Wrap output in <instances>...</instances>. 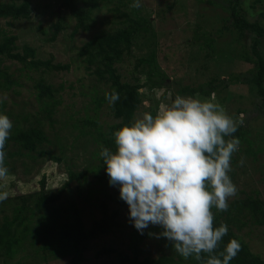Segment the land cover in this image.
<instances>
[{
  "label": "trees",
  "instance_id": "16d2710c",
  "mask_svg": "<svg viewBox=\"0 0 264 264\" xmlns=\"http://www.w3.org/2000/svg\"><path fill=\"white\" fill-rule=\"evenodd\" d=\"M58 1L60 7L69 11L70 16L76 20L74 35L79 31L89 32L93 27V13L104 7L109 6L117 18L123 19L119 22L118 27L109 32L103 31L95 35L80 48L78 53L83 63L86 64L87 71L96 76L99 82L109 85L108 92L102 93L96 89V95L93 97L94 113L108 105L113 117L119 122L110 126L109 132L105 133L101 127L96 128L97 121L87 115L84 119L76 120L75 127L80 130L83 136H93L104 147L115 151L114 133L136 119L137 113L143 107L144 100L147 99L143 90L151 91L171 87L168 75L158 63L155 50H152L147 56L137 59L135 67L137 71L142 68L140 74L144 76L143 79L132 76L126 80L118 67L132 56L136 41L152 33V20L143 16L138 8L131 6L134 0ZM199 1L208 4L214 3L213 0ZM241 2L242 0H227L231 22L230 26H225L221 31L235 28L240 31L241 38L246 42L250 39L248 46L242 42L238 57L254 65L252 74L246 77L233 75L228 80L214 79L197 87L184 86L180 89V94L192 97H211L217 91L227 88L228 85L248 84L250 90L260 98L259 111L264 113L262 110L264 107V55L260 47L261 39L264 37V27L261 25V21L264 20V12L257 20L250 21L241 14ZM35 11L37 10L33 8L32 0L0 2V91L13 90L15 97L20 94L16 87L22 85V79L27 78L34 81L36 100L39 104V111L31 116L30 113L19 114L12 110L6 113L7 102L0 101V112L14 118L11 135L6 142L7 158L5 163L7 167L11 166L10 159L16 157L35 159V155H39L55 162L62 161L61 157L48 149L49 146H53V139L45 126V120L49 121L50 126L55 124L54 114L61 103L58 96L62 86L55 87L53 84L47 83L42 75L52 71H68L70 66L61 63L54 64L53 58L49 60L37 58L38 53L34 46L25 44L20 47L19 36L1 26L2 20H8L9 26H14L19 21H30L34 14H37ZM65 22L66 17L58 13L57 20L49 29L39 25L37 31L42 35H48L49 42H55L59 34L66 29ZM195 38L203 41L207 46L204 58H212L216 53V41L213 35L196 33ZM14 65L16 68L12 69ZM35 74H41V76L37 79ZM113 90L119 93L120 98L114 105H110L105 94L111 93ZM175 97L176 95H173L174 99ZM159 106L160 101L153 104L151 108L153 115L157 113ZM243 111L238 109V113H244ZM87 126L92 129L86 130ZM248 136V130L243 124L234 133V137L239 138L240 144L245 143L248 146L246 153L255 155L252 140ZM54 140L58 147L62 148L59 138ZM237 160L238 157L233 155L231 162L237 164ZM100 161L101 165L98 168L81 172L71 171L68 182L56 193L46 192V178H44L41 181L39 192L16 197V204L12 206L11 218L5 216L2 221L0 220V264H7L8 260H13L12 258L20 251L26 249L28 243L33 246L40 245L37 252L39 251L38 255L43 254L41 256L46 264H48L49 256L56 257L61 252L70 255V264H84L87 261L85 254L93 242L115 235L116 231L121 229L123 225L121 209L128 205L119 198V189L110 191L109 186L106 189H93L94 195L91 194V198L97 193L103 194L105 198L100 200L98 205L100 216L94 218L88 228L83 222L82 211L77 209L75 204L72 203L65 209L66 216L64 217L60 215L59 209L54 210L53 208L57 202L61 201L73 181H87L92 174L96 178L95 183L103 181L109 183L106 165L102 158ZM87 202L90 203V200ZM228 204L229 208L225 212L212 209L215 214L214 227H219L221 223L228 225V233L223 237L220 250L231 239H237L242 248L230 264H264V258L254 253L241 235L247 228L264 227V200L261 198L260 192L258 190L253 192L240 190L237 197L229 201ZM112 206H116V208ZM158 228L160 229V227ZM153 231L154 229H149L141 235L133 226L129 232V238L126 240L128 242L125 250L117 251L113 247L104 245L96 253V257H110L112 253H118L120 259L118 264H201L200 261L192 257L185 260L163 237L158 240L159 249L157 252L155 251V256L152 252L145 250L147 240L152 237L149 236V232L153 233ZM16 264L24 263L19 261Z\"/></svg>",
  "mask_w": 264,
  "mask_h": 264
},
{
  "label": "rangeland",
  "instance_id": "374dc122",
  "mask_svg": "<svg viewBox=\"0 0 264 264\" xmlns=\"http://www.w3.org/2000/svg\"><path fill=\"white\" fill-rule=\"evenodd\" d=\"M10 1L12 0H0L2 3ZM16 1L21 2L22 0ZM32 1L33 8L37 10L35 11L37 14H34L32 20L19 21L14 26H9L8 20H2L1 26L19 36L20 47L25 44L34 46L37 49V58L42 60L53 58L54 64L61 63L70 66L68 71H52L42 75L47 83L53 84L55 87L62 86L58 96L61 103L54 114L55 124L50 126L49 121L45 120L46 130L53 139V146H49L48 149L61 157L62 161L55 162L39 155H35V159L11 158L8 179L6 182H0L5 184V187L0 190L9 192L8 199L0 202L1 221L5 216L11 218L12 206L16 204V197L39 192L41 181L44 178H46V192L53 194L68 182L71 171L81 172L98 168L101 165L102 144L93 136H83L80 130L75 127L76 120L84 119L87 115L93 117L97 121L96 128L101 127L105 133L109 132L110 126L119 122L113 117L108 105L94 113L93 97L96 95V89L102 93L108 92L109 85L99 82L96 76L87 71L86 64L83 63L78 53L80 48L95 35L103 31H111L118 27L119 22L123 19L117 18L109 6L104 7L93 13V27L89 32L79 31L74 35L76 20L70 16L69 11L60 7L58 0ZM213 2V4H208L199 0H141V7L138 10L143 16L152 20V33L136 41L132 56L124 64L118 66L119 70L126 80L132 76L143 79L144 76L140 74L142 68L137 71L135 67L137 59L147 56L152 50H155L158 63L168 75L171 87L151 91L144 89L147 99L144 100L143 107L137 113L136 118L142 117L145 112H151L156 101H160V106L170 105L174 101L173 95H181L180 89L184 86L197 87L214 79L228 80L233 75L246 77L252 74L254 65L238 57L242 42L248 46L250 39L246 42L241 38L240 31L235 28L221 31L225 26H230L231 13L227 7V0H213ZM240 8L244 17L255 21L264 12V0H242ZM58 13L66 17V29L59 34L55 42H49V36L40 34L37 31V26L41 25L43 28L49 29L57 20ZM261 25L264 27V20L261 21ZM196 33H206L207 36L213 35L215 38L216 53L212 58H204L207 46L203 41L196 40ZM260 47L264 55V37L261 39ZM15 68V65L12 66V69ZM34 76L38 79L41 74ZM33 84L34 81L27 78L22 79V85L16 87L20 94L15 97L13 90L0 91V101L7 102L6 113L12 110L14 113H30L33 116L39 111ZM214 95V102L221 104L229 115L238 118L240 114L238 109L244 110L243 125L248 130V137L252 140L255 153V155L246 153L248 146L241 143L239 151L234 154L236 158L238 157L237 164L231 162L233 170L229 175L237 186L238 192L240 190L247 192L258 190L264 200V113L259 111L260 98L250 90L248 84L242 83L228 85L227 88L217 91ZM195 97L199 99L211 98ZM0 114L4 113L0 112ZM9 118L14 122L13 117ZM90 129L92 127H86V130ZM57 137L62 148H59L54 140ZM242 157L244 164L240 166L239 162ZM95 182L96 178L91 174L87 181L70 183L61 201L53 206L54 210L59 209L60 215L64 217L66 216L65 209L72 203L75 204L77 209L82 211L83 222L88 228L93 219L100 216L98 205L100 200L105 198L100 193L91 198L93 189H106L108 186L110 191L119 189L110 186L106 181ZM237 195L230 198L228 202ZM87 200H90V203ZM116 206L112 207L116 208ZM128 214L129 208L122 207L121 221L123 225L121 229L116 231L115 235L93 242L85 254L87 261L84 264L119 263L118 253H112L110 257H96V253L104 245L113 247L117 251L125 250L128 242L126 240L133 227ZM149 229H154L153 233H160L162 230L158 226H149L144 232ZM241 235L248 242L251 250L264 258V227L247 228ZM158 240L159 238L152 236L145 245V250L152 252L154 256L155 251L157 252L159 249ZM39 247V244L35 246L30 243L26 244V249L20 251L12 258L13 260H8L7 264H16L19 261L24 264H46L41 256L43 254L38 255ZM64 251L66 250L64 249ZM70 260V255L61 252L56 257L49 256L48 264H70Z\"/></svg>",
  "mask_w": 264,
  "mask_h": 264
},
{
  "label": "clouds",
  "instance_id": "9594fccd",
  "mask_svg": "<svg viewBox=\"0 0 264 264\" xmlns=\"http://www.w3.org/2000/svg\"><path fill=\"white\" fill-rule=\"evenodd\" d=\"M131 6L141 7V0ZM105 98L114 105L120 97L113 90ZM214 101V94L210 99L177 95L155 115L145 112L115 131V151L101 145L100 156L109 185L119 188L129 221L141 235L158 226L162 231L149 236L166 238L185 260L230 264L242 245L231 239L220 250L228 225L214 227L212 209L227 211L228 200L238 193L229 173L240 145L234 133L245 115H229ZM12 128L11 119L0 114V182L9 176L5 149ZM239 163L243 166V157ZM8 197V191L0 190V202Z\"/></svg>",
  "mask_w": 264,
  "mask_h": 264
}]
</instances>
